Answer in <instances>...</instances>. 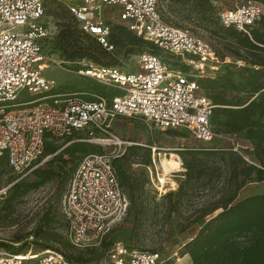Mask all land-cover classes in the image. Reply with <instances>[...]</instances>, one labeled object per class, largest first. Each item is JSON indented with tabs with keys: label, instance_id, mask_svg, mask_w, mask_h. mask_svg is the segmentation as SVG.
Returning <instances> with one entry per match:
<instances>
[{
	"label": "rangeland",
	"instance_id": "374dc122",
	"mask_svg": "<svg viewBox=\"0 0 264 264\" xmlns=\"http://www.w3.org/2000/svg\"><path fill=\"white\" fill-rule=\"evenodd\" d=\"M246 1L160 0L162 19L203 39L218 58L215 68L205 67L201 71L182 58L164 56L149 42L140 48L117 45L111 54L101 58V63L123 73H134L138 71V56L152 52L172 69L195 75L200 86L232 72L229 76L232 83L224 91L220 88L223 80L207 91L222 92L239 104L249 98L255 100L257 95H250L242 70L254 69L253 60L264 61V53L258 52L259 57L254 58L239 44L243 35L234 28L223 27L219 21L222 11L234 9ZM252 1L261 5L262 17L251 36L257 29L264 28V0ZM44 22L51 32L45 48L47 55L61 62L60 65L50 63L42 73L45 79L55 83L52 94L80 97L97 94L108 98L119 94L112 87L81 76V63L65 60L56 49V36L63 25L70 26L79 43L85 46L89 43L63 5L48 2ZM112 23L122 26L116 21ZM81 60L87 61H75ZM25 97L22 92L20 99ZM254 120L264 124V117ZM211 123L214 138L210 142L196 140L186 130L163 131L143 120L119 119L111 124V134L131 143L121 149L123 153L116 159V170L121 174L129 209L125 219L98 245L81 247L70 242L61 198L72 169L84 155L115 150L108 135L96 134L88 138L85 134H77L48 140L55 151L38 159L36 166L21 174L0 165V246L11 252L52 249L70 264H108V250L114 242H121L131 249L158 251L176 260V264H190L189 256L182 254L183 245L196 235L204 221L221 212L220 207L228 200L237 202L264 189L253 179L254 175L244 179L241 173L243 163L260 167L245 133H229L225 117L217 112ZM234 148L252 163L241 159L232 150ZM165 159L176 161L179 167L171 170L162 185L159 178L165 176L162 167Z\"/></svg>",
	"mask_w": 264,
	"mask_h": 264
},
{
	"label": "built area",
	"instance_id": "2783aa9c",
	"mask_svg": "<svg viewBox=\"0 0 264 264\" xmlns=\"http://www.w3.org/2000/svg\"><path fill=\"white\" fill-rule=\"evenodd\" d=\"M63 5L79 30L92 37L107 52L113 21L136 37L151 43L164 56L184 59L197 69L219 63L211 47L187 30L166 23L160 0H0V158L21 174L36 166L48 140L85 134L108 135L115 150L84 155L71 172L61 198L67 234L75 246L98 245L126 217L129 200L114 167L122 148L130 146L111 134L114 120H143L160 130H186L194 139L214 138L215 105L192 73L172 69L152 52L138 56V71L123 73L115 67L79 61V74L116 89L111 98L91 94L86 100L76 94H52L53 80L42 76L51 60L45 50L51 32L45 25V5ZM108 11V13H107ZM262 16V7L247 0L224 10L220 24L250 36ZM25 92V99L21 94ZM35 97V98H31ZM118 147V152H116ZM237 152L244 161L252 163ZM108 264H176L158 251L131 249L114 242ZM0 264H70L52 249L11 252L0 246Z\"/></svg>",
	"mask_w": 264,
	"mask_h": 264
},
{
	"label": "trees",
	"instance_id": "16d2710c",
	"mask_svg": "<svg viewBox=\"0 0 264 264\" xmlns=\"http://www.w3.org/2000/svg\"><path fill=\"white\" fill-rule=\"evenodd\" d=\"M258 23L260 24V20ZM254 27L250 36L240 33L243 37L239 40V44L250 51L254 58H258V52L264 53V32H262L264 28L257 29L251 36ZM73 34L74 31L70 26L63 25V29L56 36V49L63 54L65 60L76 63L78 62L75 61L76 59H87L97 65L109 67L101 63V58L112 52H107L92 37L82 33L89 40L85 46L79 43ZM110 41L114 48L117 45L140 48L146 43L123 26L112 27ZM252 65L254 69L242 70V77L250 95H257L255 100L250 101L249 98L239 104L228 99L222 92L212 94L211 91H207L220 80L224 81L220 86L224 91L226 86L232 83L229 78L232 72L219 79L207 81V84L202 85L201 88L205 89L206 95L215 105L213 115L217 112L225 117L228 132L233 134L244 132L246 138L251 141L260 167L243 163L241 173L244 179L254 175L253 179L261 182L264 181V124L257 123L254 119L264 117V61L255 59ZM83 98L93 100L92 97ZM55 149V146L46 142L40 158L52 154ZM229 154L234 155L231 151ZM239 157L243 159L240 155ZM116 161L114 160L115 170ZM0 165L8 168L5 155L0 158ZM116 172L123 188L121 174L117 170ZM220 208L221 212L204 221L196 235L183 245L182 254L189 256L190 264H264V194L251 195L237 202L228 200ZM206 215L208 214L204 216Z\"/></svg>",
	"mask_w": 264,
	"mask_h": 264
},
{
	"label": "bare ground",
	"instance_id": "6f19581e",
	"mask_svg": "<svg viewBox=\"0 0 264 264\" xmlns=\"http://www.w3.org/2000/svg\"><path fill=\"white\" fill-rule=\"evenodd\" d=\"M174 157H175V156H174ZM162 167H163V170H164L165 176L159 178V183L163 185V184L165 183L166 176H168V175L171 173V170H172V169H177L179 166H178V163H177L176 161H174V160H169V159H165V160L162 162ZM173 185H174V184H173Z\"/></svg>",
	"mask_w": 264,
	"mask_h": 264
},
{
	"label": "crops",
	"instance_id": "0c3cea01",
	"mask_svg": "<svg viewBox=\"0 0 264 264\" xmlns=\"http://www.w3.org/2000/svg\"><path fill=\"white\" fill-rule=\"evenodd\" d=\"M107 13H108V11H107ZM119 119H124V118H118V119L114 120V122L115 121H119ZM126 120H129V119H126ZM258 183H260V185H261L260 187H264V181H261V182H258ZM256 194H264V189H262V191H260L259 193H256Z\"/></svg>",
	"mask_w": 264,
	"mask_h": 264
}]
</instances>
